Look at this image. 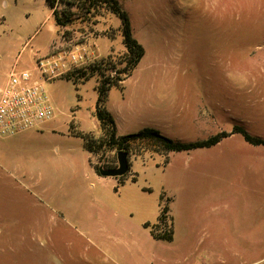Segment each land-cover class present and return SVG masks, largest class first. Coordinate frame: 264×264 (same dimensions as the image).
<instances>
[{
  "label": "rangeland",
  "instance_id": "374dc122",
  "mask_svg": "<svg viewBox=\"0 0 264 264\" xmlns=\"http://www.w3.org/2000/svg\"><path fill=\"white\" fill-rule=\"evenodd\" d=\"M118 1L130 15L134 37L147 52L125 88L130 91L139 75L151 77L156 89L152 99L164 109L151 128L174 142L207 140L195 121L196 110L199 107L206 115L209 106L225 104L232 110L229 126H242L264 139V0ZM44 2L0 0V95L12 69H33L57 32L51 52L62 36L84 43L86 38H74L75 30L96 38L104 35L97 25L109 26L107 35L116 46L109 56L117 61L125 58L121 23L115 15L99 8L74 22L73 31L70 26L61 29ZM64 8L59 3L58 10ZM41 45L43 50L33 59L32 52ZM117 69H108L106 75L116 76ZM95 80L74 84L61 78L46 83L45 89L65 118H71L80 110L95 108ZM238 85L241 91L234 90ZM70 127L74 131L73 122ZM143 129L138 125L124 136ZM20 148L9 145L0 154V264H139L143 252L137 246H159L155 253L166 259L165 264H193L197 254H202V264H264V179L241 175L237 151L229 152L221 145L168 156L129 155L137 188L146 189L141 198L145 212L125 211L118 217L121 203L112 190L106 192L108 186L103 189L94 174L68 171L62 151L54 153L53 179L42 183L39 173L31 169V155L22 154ZM117 154L104 147L92 154V162L114 170ZM175 179L181 183L165 186ZM163 187L167 197L177 201L172 208L177 204L181 216L172 222L168 216L167 226L153 225ZM211 195L222 201L209 207L210 214L231 222L247 220L262 229L203 233L191 224L192 210L197 211L198 202ZM168 198L162 200L160 211L163 207L170 211ZM114 219L121 226L118 230L112 226ZM102 220L110 223L105 233L98 224ZM152 228L158 235L175 228L174 241L153 245Z\"/></svg>",
  "mask_w": 264,
  "mask_h": 264
},
{
  "label": "crops",
  "instance_id": "0c3cea01",
  "mask_svg": "<svg viewBox=\"0 0 264 264\" xmlns=\"http://www.w3.org/2000/svg\"><path fill=\"white\" fill-rule=\"evenodd\" d=\"M45 3V2H44ZM50 15L53 18L52 11L50 10ZM49 15V16H50ZM54 20V18H53ZM109 26H104L102 24L97 25V30L104 31V35H100L96 38L92 36L91 33H82L78 30L74 32V38H86V41L81 44L84 46L88 54L91 55L92 58L98 60L101 58H105L111 54H114L116 51L115 42L110 39L107 35ZM70 30H74L75 26L68 27ZM77 29V28H76ZM58 38V32L57 37ZM53 39L51 44L47 47L44 51V55L42 57H47L52 55V45L56 41ZM43 50V46H39L35 52H32V58L35 59L36 56H39L40 52ZM125 51L126 49L123 48ZM146 50V49H145ZM147 56V52L145 53L144 58L139 63L138 67L135 69L133 74L127 78L121 87H113L108 96V101L106 104L107 109L113 115L116 126H117V133L118 136H124L129 130H132L138 125H141L143 128H151L153 125L152 123L158 121L157 116L164 112V109L161 106H156L159 104L156 100L152 99L153 93L156 90L153 85L151 84L153 80L151 77L146 75H139L136 77V82L131 86L130 91L125 88L129 82V80L134 76V73L137 72L145 60ZM35 69V67L33 68ZM31 69V70H33ZM30 70V69H29ZM136 75V74H135ZM93 79L95 83L93 84V88L96 92V105L98 100V91L97 88L99 86V78L93 76L87 81H82L84 83L89 82ZM9 78L6 80L2 87V91L4 90L5 86L8 83ZM79 82V81H78ZM87 87V85L84 86ZM89 87V86H88ZM237 91L242 90V86L238 85L236 87ZM1 91V93H2ZM120 91V95L118 92ZM48 94V93H47ZM49 96V94H48ZM50 101L52 102L55 110L56 116L53 120L44 123L39 128L35 130H31L25 132L21 135H18L13 138H0V145H2L4 149L0 151L1 155H4V151L8 149L9 145L17 146L20 148L17 149L22 152V154L29 153L31 155V169L36 174L40 175L42 178V183H50V180L53 179L54 166V153L62 151L65 156V164L68 166V171H79L84 172L87 175H95L96 179L99 183L103 184V189L107 187L106 192L111 193L109 189L112 190V194L117 197V201H119L120 208L118 206L117 215L123 216L125 215V211H138L140 213H144L145 209L141 206V198H143L144 191L146 189L140 190L137 183H133L130 180L124 184L119 185V180L115 177H102L96 174V171L91 163L92 154H90L84 148V141L82 138L78 137L75 133L82 134H92V135H99L101 133V125L98 121L97 117L95 116V108L93 110H85L79 111L76 116L71 118H65V113L60 108L56 107L49 96ZM219 107V109L217 108ZM196 110L195 119L198 122V128L204 134L202 138H211L216 136V134L220 133H227L228 136L222 139L217 145L213 146L220 147L224 145L225 149H228L229 152H238L241 155L240 159V170L242 172V176H248L247 178H258L260 177L261 180L264 179V146H254L248 143L243 135L239 133H234V129L236 127L243 128L242 126L235 125L234 127L229 126L230 123V116H231V108L226 106L225 104L220 105H212L209 106L210 111H207L205 115L201 109L198 107ZM216 110L218 112H216ZM216 116H218L216 118ZM219 116H222L219 118ZM226 117V119H225ZM157 120V121H156ZM74 123V131L71 130L70 123ZM153 129V128H152ZM244 129V128H243ZM245 130V129H244ZM246 131V130H245ZM248 133V132H247ZM250 134V133H249ZM251 136H254L250 134ZM258 137V136H254ZM261 138V137H259ZM30 143L31 147L28 148L27 144ZM62 146V147H60ZM211 148V149H212ZM16 150V149H15ZM29 151V152H28ZM16 151H11V155H15ZM134 172L131 164L130 175ZM175 183L168 182L166 187H173L178 183H181L179 179L174 180ZM173 185V186H172ZM168 198L167 192L165 191V187L162 188L161 194L159 197L158 202V213L155 219L154 224L158 223V219L160 217V204L163 199ZM171 198V197H170ZM169 202V212L168 216L172 220H175V217H180L181 214L177 208V204L175 209L172 208V204L176 203L177 201L175 198L170 200ZM222 200L215 196L211 195L207 198H203V200L198 202L199 209L195 211V207L192 210V225H197L198 228L202 230L203 233L207 235H225L228 233H247L248 230L250 232H258L262 229L259 226V229L256 228L253 222H248L247 220H239L237 222H231L228 217L225 216H215L209 213L208 209L215 203H220ZM247 202V201H246ZM206 210V212H205ZM174 214V216H173ZM198 215V217H196ZM176 222V221H175ZM101 229V233H105L106 229L109 226V222L102 220V222L98 223ZM146 224L144 221L143 225ZM174 225V222H173ZM261 225V223H260ZM112 226L118 230L121 228L120 224H118V220L114 219L112 222ZM123 227V226H122ZM174 227V226H173ZM146 229V228H145ZM174 230V237L176 236L175 228ZM198 230V231H201ZM150 237L152 239L153 245H157L159 240H156L151 235V231L149 230ZM174 241V239H173ZM159 246H137L139 250L143 253L141 255V260L139 264H165L166 259L157 256L155 250ZM202 254L198 255L197 258L194 260L193 264H202L203 262Z\"/></svg>",
  "mask_w": 264,
  "mask_h": 264
},
{
  "label": "trees",
  "instance_id": "16d2710c",
  "mask_svg": "<svg viewBox=\"0 0 264 264\" xmlns=\"http://www.w3.org/2000/svg\"><path fill=\"white\" fill-rule=\"evenodd\" d=\"M44 1L52 11L56 26L61 29L71 26L78 20L85 19L87 16L91 15L94 10L99 8L106 9L108 12L115 15L121 23L123 43L127 50L123 60L117 61L113 56H107L105 58H101L96 64L75 71L76 73L73 72L74 74L71 73L64 77V79L73 81L74 84H76L78 80L87 81L96 74H99V86L97 88L98 100L95 109V116L100 122L102 134L99 138H95L92 134L76 133L78 137L83 139L84 148L90 154H99V152L103 151V148L106 147L115 149L117 152L124 151L129 155L135 156H142L145 152L168 156L171 153L189 152L196 149L211 148L228 136L227 133H220L203 141L179 143L163 136L160 132L152 128H145L135 134L118 136L116 121L106 107L109 92L113 87L122 86L123 82L133 74L146 53L144 46L133 35L132 23L128 11L118 0ZM59 3L63 4L65 7L60 11L58 10ZM123 65V68H118V66ZM111 68H118L116 70V76L114 77L106 75V71ZM234 133L243 135L245 140L254 146H264L263 138L251 136L243 128L236 127L234 129ZM102 158L101 162L103 161ZM91 163L96 173L102 177H107V172L113 170L111 167L107 168L105 165H101V163L94 164L92 159ZM116 179L119 180V185H124L129 180L133 183L137 182L136 175H130V170L127 174L117 177ZM167 219L168 207H163L160 211L158 223L167 226ZM145 227L148 228L149 224H145ZM154 227L157 228L158 226ZM153 228L151 229V235L154 239L166 242L173 241V230L170 234L158 235L155 233Z\"/></svg>",
  "mask_w": 264,
  "mask_h": 264
},
{
  "label": "built area",
  "instance_id": "2783aa9c",
  "mask_svg": "<svg viewBox=\"0 0 264 264\" xmlns=\"http://www.w3.org/2000/svg\"><path fill=\"white\" fill-rule=\"evenodd\" d=\"M52 55L36 60L35 69L14 67L0 95V138H13L53 120L56 110L45 84L64 78L96 61L83 43L62 36Z\"/></svg>",
  "mask_w": 264,
  "mask_h": 264
},
{
  "label": "water",
  "instance_id": "95a60500",
  "mask_svg": "<svg viewBox=\"0 0 264 264\" xmlns=\"http://www.w3.org/2000/svg\"><path fill=\"white\" fill-rule=\"evenodd\" d=\"M129 154L127 152L121 151L117 154L118 159V168L107 172V177H120L128 173L130 170V163H129Z\"/></svg>",
  "mask_w": 264,
  "mask_h": 264
}]
</instances>
